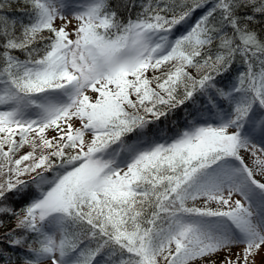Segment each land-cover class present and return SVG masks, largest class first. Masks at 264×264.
Masks as SVG:
<instances>
[{
	"label": "snow or ice",
	"instance_id": "1",
	"mask_svg": "<svg viewBox=\"0 0 264 264\" xmlns=\"http://www.w3.org/2000/svg\"><path fill=\"white\" fill-rule=\"evenodd\" d=\"M14 3L0 264H264V0Z\"/></svg>",
	"mask_w": 264,
	"mask_h": 264
},
{
	"label": "rangeland",
	"instance_id": "2",
	"mask_svg": "<svg viewBox=\"0 0 264 264\" xmlns=\"http://www.w3.org/2000/svg\"><path fill=\"white\" fill-rule=\"evenodd\" d=\"M0 2H2V0H0ZM0 14L3 15H7L10 18H20L22 15V11L20 8V5L14 3V0L12 2V7L11 8H5L4 10L0 11ZM199 11L193 16V20L199 16ZM9 226H12V224L10 223ZM235 251V250H234ZM223 255V253L221 254V256ZM217 259H219V257H217ZM257 264H259L260 261V257H257Z\"/></svg>",
	"mask_w": 264,
	"mask_h": 264
},
{
	"label": "trees",
	"instance_id": "3",
	"mask_svg": "<svg viewBox=\"0 0 264 264\" xmlns=\"http://www.w3.org/2000/svg\"><path fill=\"white\" fill-rule=\"evenodd\" d=\"M177 115L179 116V113H177Z\"/></svg>",
	"mask_w": 264,
	"mask_h": 264
}]
</instances>
